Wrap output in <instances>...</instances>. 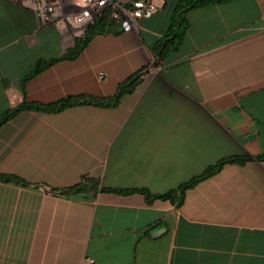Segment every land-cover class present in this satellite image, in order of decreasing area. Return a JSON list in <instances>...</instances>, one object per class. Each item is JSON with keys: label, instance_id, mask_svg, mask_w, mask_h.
<instances>
[{"label": "crops", "instance_id": "obj_1", "mask_svg": "<svg viewBox=\"0 0 264 264\" xmlns=\"http://www.w3.org/2000/svg\"><path fill=\"white\" fill-rule=\"evenodd\" d=\"M30 2L0 0V116L36 61L73 46ZM177 2L160 0L132 30L113 22L25 81V101L48 105L112 98L136 75L113 106L0 124V175L26 184L0 182V264H264V0L187 10L176 50L156 61ZM233 157L247 159L184 188L178 205L138 192L175 191ZM75 185L85 190L61 193Z\"/></svg>", "mask_w": 264, "mask_h": 264}, {"label": "trees", "instance_id": "obj_2", "mask_svg": "<svg viewBox=\"0 0 264 264\" xmlns=\"http://www.w3.org/2000/svg\"><path fill=\"white\" fill-rule=\"evenodd\" d=\"M228 1H232V0H178V2L173 8L172 15L170 17V21L166 28V31L164 32L162 37L158 39L151 47L150 51L153 59L156 61H161L166 55L176 50V47L177 45H179L186 30L184 14L187 10L193 8H201L209 5H217ZM112 24L113 21L108 19L107 13H104L98 18H96L93 21V23L85 29V32L82 37L74 39L73 46L70 49L66 50V52L61 57L36 61V63L32 66L28 74L25 75L20 81V90L22 96L21 103L14 109L0 116V124L5 120H7L8 118H10L16 112L21 110H33L36 112H44V113H56L66 108L77 105H90L94 107L115 105L122 94L129 92L130 86L135 81L136 75H132L128 77L125 81H123L117 87L114 96L108 99H95L90 97H66L52 104L39 105L35 103H27L25 101V92H24V83L28 78L38 74L43 69L52 65L56 61L74 59L83 50L85 45L93 36L108 32ZM246 159L247 157H241V158L233 157V158L220 160L215 165L208 167L200 176L190 179L187 183L178 186L175 189V191L168 192L164 195H149L146 192H142V191H138V192L142 193L146 203H149L153 200H169L170 202H175L176 205H178L180 203V194L184 188H188L189 186L196 183L200 179L209 177L225 163L241 164ZM256 159L263 160L264 153L257 156ZM0 182L11 183L21 186L26 185L24 182L20 181L18 178L12 175H0ZM86 184H90L91 188H93L94 186V183L91 181H86ZM82 190H85L84 186L75 185L66 190H62L61 193L67 195L69 193L80 192ZM115 192L126 194L129 191H115ZM175 194H178V196Z\"/></svg>", "mask_w": 264, "mask_h": 264}, {"label": "built area", "instance_id": "obj_3", "mask_svg": "<svg viewBox=\"0 0 264 264\" xmlns=\"http://www.w3.org/2000/svg\"><path fill=\"white\" fill-rule=\"evenodd\" d=\"M159 6L160 0H31L28 8L38 22L51 24L60 36L77 39L104 13L123 30H132Z\"/></svg>", "mask_w": 264, "mask_h": 264}, {"label": "water", "instance_id": "obj_4", "mask_svg": "<svg viewBox=\"0 0 264 264\" xmlns=\"http://www.w3.org/2000/svg\"><path fill=\"white\" fill-rule=\"evenodd\" d=\"M156 64V63H155Z\"/></svg>", "mask_w": 264, "mask_h": 264}]
</instances>
